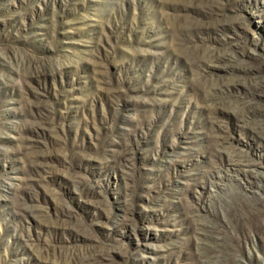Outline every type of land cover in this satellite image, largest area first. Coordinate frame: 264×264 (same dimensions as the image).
<instances>
[{
    "label": "rangeland",
    "instance_id": "374dc122",
    "mask_svg": "<svg viewBox=\"0 0 264 264\" xmlns=\"http://www.w3.org/2000/svg\"><path fill=\"white\" fill-rule=\"evenodd\" d=\"M0 264H264V0H0Z\"/></svg>",
    "mask_w": 264,
    "mask_h": 264
}]
</instances>
